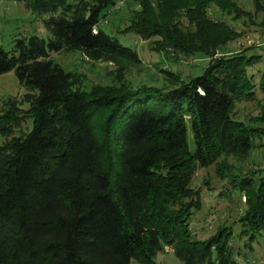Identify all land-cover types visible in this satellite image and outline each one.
Listing matches in <instances>:
<instances>
[{"label": "trees", "instance_id": "1", "mask_svg": "<svg viewBox=\"0 0 264 264\" xmlns=\"http://www.w3.org/2000/svg\"><path fill=\"white\" fill-rule=\"evenodd\" d=\"M12 1L46 16L49 38L0 47V75L12 72L27 92L2 102L0 135L19 126L24 103L32 125L0 145V264H155L164 248L180 264H238L228 228L193 237L189 219L200 200L190 182L213 166L220 180L238 185L246 247L264 233V169L230 176L226 163L264 140V74L258 116L235 119L234 105L253 99L246 69L259 57L218 54L240 33L207 10L232 20L250 14L233 0H130L137 10L122 33L150 41L156 53L207 59L187 81L160 70L162 86H132L126 75L141 65L137 55L96 27L114 0ZM249 2L264 14V0ZM77 50L112 66L108 83L82 89V74L50 58Z\"/></svg>", "mask_w": 264, "mask_h": 264}, {"label": "rangeland", "instance_id": "2", "mask_svg": "<svg viewBox=\"0 0 264 264\" xmlns=\"http://www.w3.org/2000/svg\"><path fill=\"white\" fill-rule=\"evenodd\" d=\"M69 1V0H67ZM241 10L248 12L250 18L232 20L231 16L219 13L215 8L209 7L208 17L213 20L224 21L240 37L228 43L219 53H238L243 51L245 57L258 56L259 61L246 69L247 76L251 77L253 84V99L239 102L234 105L233 117L247 122L250 118L258 116L263 105L262 93L258 89L259 81L264 74V20L262 12H255L249 0H233ZM137 10V5L130 0H114L113 6L102 9L98 14L97 29L117 41L123 47L133 51L141 65L129 71L126 78L132 86L145 84L160 87L163 85L162 70L179 75L187 81L199 76L204 69L207 59L195 55L191 57L173 56L170 53H156L151 50L150 41H143L133 33H122L129 23L131 12ZM24 7L23 2L0 0V47L7 50L12 41L20 37L35 35L46 41L49 34L43 27V19ZM219 56V55H216ZM50 58L65 71L82 74L84 82L82 89L91 84L108 83L112 66L103 63H91L77 50L73 52L62 51L51 54ZM161 70V71H160ZM27 93L17 82L12 72L0 75V113L2 102L8 98L19 100ZM22 111V120L9 137L0 135V145L11 137L25 136L31 130V118L27 113L28 104L19 106ZM253 143L260 146L251 150L245 159L236 160L227 158L226 163L231 166L230 176L251 174L254 170L264 169V140L254 139ZM213 166L197 169L190 182V187L199 192L200 209L195 211L189 219V229L194 238L207 239L215 234L220 227L228 228L232 234L230 246L233 248V258L238 264H264V233L260 231L254 242L246 247V237L239 236L241 227L237 219L243 213V198L239 196L238 185L232 187L227 179L220 180ZM259 174L252 178L256 179ZM155 264H180L168 248L157 254ZM130 264H138L131 261Z\"/></svg>", "mask_w": 264, "mask_h": 264}]
</instances>
